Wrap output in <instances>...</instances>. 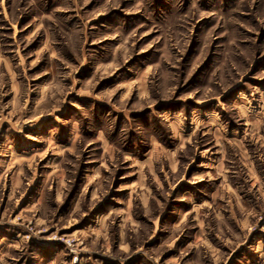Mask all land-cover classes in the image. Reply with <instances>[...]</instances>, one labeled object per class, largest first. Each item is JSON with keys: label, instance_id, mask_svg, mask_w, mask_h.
Here are the masks:
<instances>
[{"label": "rangeland", "instance_id": "rangeland-1", "mask_svg": "<svg viewBox=\"0 0 264 264\" xmlns=\"http://www.w3.org/2000/svg\"><path fill=\"white\" fill-rule=\"evenodd\" d=\"M0 264H264V0H0Z\"/></svg>", "mask_w": 264, "mask_h": 264}]
</instances>
